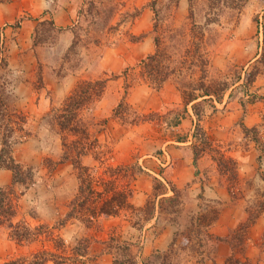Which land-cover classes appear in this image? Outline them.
I'll return each mask as SVG.
<instances>
[{"label": "crops", "instance_id": "crops-1", "mask_svg": "<svg viewBox=\"0 0 264 264\" xmlns=\"http://www.w3.org/2000/svg\"><path fill=\"white\" fill-rule=\"evenodd\" d=\"M165 1L167 9L159 25L155 22L156 9L151 5L154 2V8L157 7L160 0H120L117 14L126 18L118 22L117 15H113L105 26V42L109 36H113L114 42L102 47L96 71L107 80L87 117H91L87 132L99 146L81 157L83 165L95 167L96 153L108 149L116 155L114 149L122 134H128L130 127L140 132L143 149L131 150L135 157L127 164L128 175L116 173L115 169L122 170L125 164L114 158L106 164L116 174L110 178L102 176L103 181L112 180L118 190L126 186L130 189L127 202L136 211L119 209L114 216H97L86 222V208H96L101 202L91 200L82 211L76 210L65 219L78 194L79 181L71 156L61 162V140L71 144L75 136L58 133L55 125H37L36 131L32 128V135L27 133L28 137L10 146L11 157L22 169L31 170V174L46 173L47 180L57 184L56 195L67 194L64 206L55 204L58 209L51 213L55 214L53 224L43 226L56 231L63 249L69 247L59 233L65 229L83 231L81 237L72 238V246L80 239L87 240V254L80 260L83 264H113L108 250L111 238L131 244L137 264L162 255L171 244L176 247L181 224L173 214L177 215L178 207L180 212L188 209L195 214L211 213L206 231L217 241L211 246V258L204 259L202 264H224L232 254L247 264H264V0H246L239 12L226 6L229 12L234 10L233 15L224 22L219 18L211 25L216 34L210 46L213 48L203 50L209 70L204 82L208 84L213 78L218 83L225 82L226 88L217 96L191 90L195 95L192 100L185 97L190 92L186 86L197 84L200 79L194 64H185L157 90L149 85L140 65L141 60L154 53V38L159 37L161 26L166 24L168 30L174 31L193 23L192 0H177L174 7L169 0ZM73 5V0H0L4 59L0 77L10 85L4 101L7 119H0V124L20 117L27 122L23 128L28 129L30 118L37 120L47 112L50 114L55 110L52 107H57L51 105L60 107L79 82L86 79L82 73L64 72L66 69L61 67L77 23ZM49 20L53 26L52 44L34 45L35 30H41L38 24ZM204 23L202 18L198 25L205 28ZM113 26L117 28L114 31ZM187 30L183 37L189 35ZM101 42L100 39L97 43L98 49ZM253 71L257 73L248 83L247 77ZM122 99L136 115L152 118L132 125L121 124L113 110ZM126 126L129 128L124 132ZM86 159L90 164H85ZM37 164L39 170L34 168ZM12 180L11 171L0 169V188L12 185ZM147 203L151 211L142 219L139 214ZM19 211L17 206L15 219L20 216ZM29 218L37 221L40 216ZM21 220L28 222L25 216ZM246 221L244 243L238 252L232 248L233 238L240 223ZM58 222L61 225L52 227ZM41 223L36 226L45 224Z\"/></svg>", "mask_w": 264, "mask_h": 264}, {"label": "trees", "instance_id": "trees-1", "mask_svg": "<svg viewBox=\"0 0 264 264\" xmlns=\"http://www.w3.org/2000/svg\"><path fill=\"white\" fill-rule=\"evenodd\" d=\"M107 1V0H106ZM177 0H169V3L172 7L175 6ZM211 6H218L223 5L224 7L230 6L232 9H236L238 12L245 4L246 0H211ZM103 0H84L82 1V5L86 6V13L90 14L91 11H94V19L90 22V26H97L99 23L101 27L108 24L110 17V13L112 12V6L109 5L108 8L104 7ZM111 2V0L107 1ZM223 3V4H221ZM152 8L154 10V2L152 3ZM209 7V5H208ZM101 14V17L99 15ZM102 14H105L102 16ZM206 19L204 26L212 24L211 22H217V20ZM160 21V19H159ZM156 24L158 23V16L155 18ZM40 26L39 30H35V38L33 40V44H41L42 37L47 30H53L52 22L43 21L38 24ZM89 26V27H90ZM46 28V29H45ZM45 29V30H44ZM97 29V28H96ZM79 28L74 27L72 29L73 39L71 44L63 57V60H67V56L75 54V49L77 44L80 42V35L78 33ZM99 30V29H97ZM96 30V31H97ZM171 32L172 29L170 30ZM179 31V30H178ZM180 37L183 36V31H179ZM184 38V37H183ZM173 39V35H169L167 40L169 43ZM184 39H182L183 41ZM182 43V42H181ZM96 45L95 42H93ZM160 41L157 37L154 38V45L155 50L152 55L147 56L143 60H141V68L143 75L147 79V82L153 89H159L163 82L173 75L175 72H180L182 68H184L185 64H194L193 66L199 67L201 75L200 79L197 82L196 86L192 84H188L187 88L191 89L192 91L200 90L203 95H214L217 96L221 91L226 88L225 82L218 83L215 79L209 81L208 84L204 82V79L207 76V68L206 62L207 60L205 57L200 56L199 52L195 51L194 54L197 56V60H194L192 57L191 51H189L185 47H180V49H175L174 52H168L165 48H159ZM182 48V51H181ZM3 46L0 40V65H4V59L2 55ZM191 55V57H190ZM187 58H189L187 62ZM191 59V60H190ZM261 62L264 63V53L261 54ZM62 69H67V72H75L78 71V64L77 63H70L66 68L64 65L61 66ZM257 72H250L249 76L247 77V82L250 83L255 74ZM40 80V78H39ZM107 79L98 78L96 80H84L79 82L75 90L66 98V100L62 103L59 109L53 110L51 113L53 114V125L56 126L59 133H66L69 135L77 136V139L74 143L67 144L62 139V147H63V155L61 158V162L70 159L71 156V163L75 167L77 171V178L79 181L78 187V194L73 199L70 204V208L68 213L65 216V219H69L73 213L82 211L83 208L88 204V202L92 201H100V204L96 208H86V222H90L92 219H95L97 216H114L118 213L119 209L131 210V206L128 204L127 200L130 195V189H127V186L121 190L117 189V186L114 184L112 180H105L103 181L102 176H106L107 178L113 177L114 174L117 172L121 173L124 172V175L128 171L127 167H120L115 169L116 173L113 171L112 167L107 166L106 162L112 157H108L107 159H103L102 155L105 152L100 151L95 155H100L99 157L95 156V160L98 164L96 167H87L82 164L81 157L84 156L88 150L94 149L95 147L99 146L96 142V139L89 136L87 129L91 121V117L89 119H82L78 117V114L82 111L88 112L90 114L91 108L93 107L94 102L101 96L103 92V88L105 86ZM3 89V84H0V91ZM190 92L186 94L185 98L188 100L195 99V95ZM1 92H0V119L3 117L5 119L7 110L4 108V101L1 99ZM2 111V112H1ZM55 113V114H54ZM113 116L121 122L123 125H132L136 124L140 121H147L152 118V115H147L146 117L136 115L127 104L123 102V99L119 102V104L113 110ZM20 118V117H18ZM20 118L19 120H21ZM10 121V120H8ZM13 124L14 122H10ZM9 122L7 124L2 125L0 124V169H7L11 171L13 175L12 185L0 188V227H9V237L17 243H29L33 240V237H36L37 234L41 232V229L46 230V226L37 225L33 228L27 226V224L21 220L16 224H13L12 221L15 219L17 214V196L15 194L14 185H19L24 188L28 186V184L32 183V174L31 170L29 169H22V167L17 164L13 158L11 157V149L10 146L14 143H17L22 140L20 137H25L26 133H21L22 129L19 128L18 133H20L19 137L16 135L14 136V130L12 125ZM103 123V122H101ZM79 137V138H78ZM81 142V143H79ZM69 153L71 155H69ZM107 154V153H106ZM99 168H103L104 170L99 173ZM100 174V175H98ZM98 175V176H97ZM131 176V173H130ZM30 183V185H31ZM105 194L107 196L105 197ZM132 212L136 210L132 209ZM149 203L145 205L142 210L144 214L142 219H145L150 214ZM214 221V219L212 220ZM210 222H208L209 224ZM207 224V225H208ZM61 223H57V226H52L57 228ZM247 222L241 224L239 227V231H236L234 236V243L233 248L240 252L244 243V230L246 228ZM207 237L216 242L217 239H213L211 236L207 234ZM51 241L55 243V247H61L63 249L62 242L54 237L51 236ZM109 243H114L118 245L117 247H112L109 245V252L113 256V264H137L134 258V255L131 252V244L126 242H120L117 239L111 238ZM108 243V244H109ZM87 240L82 239L79 240L74 247L71 248L70 255H66L62 253L58 255L56 253H49L45 251H38L34 253H26L22 255H18L16 257H11L5 260L2 264H48L51 262L52 264H72L80 262L81 258H83L87 254ZM173 244L169 247L167 252L163 253L160 256L166 257L167 254L172 251ZM127 251L129 253H127ZM122 253L126 258L125 260L120 259L119 253ZM156 257V256H155ZM201 262V260H199ZM224 264H247V261L241 262L239 259H236L232 254Z\"/></svg>", "mask_w": 264, "mask_h": 264}, {"label": "rangeland", "instance_id": "rangeland-1", "mask_svg": "<svg viewBox=\"0 0 264 264\" xmlns=\"http://www.w3.org/2000/svg\"><path fill=\"white\" fill-rule=\"evenodd\" d=\"M82 1L84 0H73L74 3V10L77 13V23H75V27L79 28L78 33L80 35L79 39L80 42L77 44V47L75 49V54L71 57V55H68L65 60H63V55L62 57V65L65 66V68L68 66V64L72 63H77L78 64V71L76 70L75 73L79 72L80 74L82 73V76L85 77V80H96L97 78H104L102 77L101 74L97 73V62L99 59V52L101 51L102 47H109L110 45L113 44L114 39L112 38L113 36H109V40L105 42L104 40V32L105 28L98 24L97 26H90V22L95 18L94 17V11H91L90 14L86 13V6L82 5ZM233 1V0H231ZM211 0H192L193 4V23H189L184 27V29H176L174 32H171L170 28L169 30L166 28V24L164 26L160 27L159 31V37L158 35L157 38L160 41V47L159 48H165L168 50V52H174L175 49H180V47H185L189 51H191L192 57L194 60H197L196 54H194L195 51L199 52V55L202 56L203 50L206 48H210L211 45L214 44V39H215V31L214 27L211 26L215 22H211L212 24L207 25L205 28L201 27L198 25L201 22V19L204 18L205 20L207 19H212V20H222L223 22L230 18L231 15H233V11H228L227 7L220 6H211ZM104 7L108 8L109 5L112 6V12L110 13V17L113 15H117V21L121 22L123 18L125 19L126 16L124 14H117L119 10V4L120 0H111V2L104 1L103 2ZM165 0H160L159 5L155 7L156 9V16H158V23L162 22L161 16H163V13L167 9V5ZM223 4V3H221ZM209 5V7H208ZM105 14H102L104 16ZM129 15V14H128ZM204 15V16H203ZM101 17V14L99 15ZM211 20V21H212ZM197 24H194V23ZM157 23V24H158ZM159 25V24H158ZM90 26V27H89ZM74 28V27H73ZM99 30H97V29ZM46 29V28H45ZM44 29V30H45ZM117 28L113 26V31L116 30ZM185 29H188V36H185L184 38L180 37L179 31L182 30L184 32ZM97 30V31H96ZM179 30V31H178ZM173 31V30H172ZM169 35H173V39L169 43L167 40ZM41 39L43 43H46L48 46L52 44V41L54 40V34L51 30L45 31L43 35H41ZM72 39H73V33H72ZM101 39V46L98 49L97 43ZM182 39H184L182 41ZM93 42L96 43V45L93 44ZM182 42V43H181ZM181 48V51H182ZM213 48V47H211ZM210 48V49H211ZM66 54V53H65ZM206 55V53H205ZM198 61V60H197ZM92 67V68H91ZM185 67V65H184ZM199 73L198 76L200 77L201 72L198 67ZM67 72V69L66 71ZM211 73V72H210ZM209 74V70H207V76ZM214 76V75H212ZM214 78L217 79V77L214 76ZM213 79V78H212ZM211 79V80H212ZM0 84H3V89L1 92V99L5 101V97L9 96L6 91H8V88L10 87L9 82L7 83V80H4V78L1 76L0 77ZM196 86V83H194ZM187 88V86H186ZM188 90H191L187 88ZM51 106H57V107H52L55 109H59L61 107H58V105H51ZM50 106V107H51ZM2 112V111H1ZM55 114V113H54ZM88 112H86V115L83 114V111L78 114L79 118H84L87 119L88 117ZM163 114V113H162ZM3 119V117L1 118ZM7 119V118H5ZM20 118H18L16 121H14L12 127L17 130L19 128L22 129L21 133H26L25 137H28V135H32L31 131L33 130L32 128L35 129L36 131V126L37 125H48L53 128V114L48 113L47 115L43 116L41 119L38 118L37 120H32L31 118L29 119L30 121L28 122L29 128H23L24 125L27 123L25 120L24 121H19ZM40 120V121H39ZM42 121V122H41ZM7 123V122H6ZM36 124V125H35ZM52 124V125H51ZM46 125V126H47ZM127 127V126H126ZM100 128V126H99ZM123 129L124 132L128 129ZM101 129V128H100ZM30 130V132L28 131ZM130 131L128 134L124 133L122 134L121 141L119 145L114 149L116 155H111L110 152L105 150V152L102 155L103 159H107L108 157H112L111 160L115 158L117 160V163H123L125 164V167H127V164L130 162H133V156L134 153H131V150L133 148H142L141 146V140H140V132L133 131L130 127ZM14 136L20 135L16 130H14ZM28 133V135H27ZM51 133V132H50ZM59 133V131H58ZM120 132L118 131L116 133V139L119 136ZM127 136V137H126ZM24 137V138H25ZM23 140V137H20ZM79 138V137H78ZM77 139V136L70 142H73ZM115 139V140H116ZM78 140V139H77ZM81 143V142H79ZM144 145V143H142ZM49 145V143H48ZM47 147V146H46ZM94 156H101L100 155H94ZM135 157V156H134ZM87 160V161H86ZM85 164H90V160L86 159ZM108 160V161H111ZM54 161H57L54 159ZM47 161H45L46 163ZM48 165V163H46ZM98 166V165H96ZM95 166V167H96ZM99 167V166H98ZM34 168L39 170L40 164L34 165ZM103 168H99V172L103 171ZM33 174V179L32 183L28 184L26 188L19 186V185H14L15 188V194L17 196V206H19V212L20 216H18L16 219L12 221L13 224H16L17 222L21 221V217L25 216L28 220V222L24 221L28 227L33 228L36 226L37 223H45L42 225H52L53 224V219L55 214H51L53 212V209L58 207L55 205H61L64 206L67 203L68 198L64 197L67 196V194H63L60 196L59 194L56 195L54 190L55 186L57 184L53 183L52 181L47 180L46 173L43 176L42 173H32ZM99 175V174H98ZM97 175V176H98ZM247 209L249 208V204L247 203ZM176 213L177 215L173 214V218L176 219V222L181 224V233L177 236V245L176 247H173L172 251H170L166 257L163 256H154L155 258H151L150 260H147L145 264H202L204 259H210L211 258V246H213V240L210 239V237H207V231H206V225L208 224L209 220L211 219V213L210 212H202V213H192L188 212V209H185V212H180L181 210L180 207L176 208ZM43 212V214H41ZM47 212L49 215L45 214ZM180 213V214H179ZM40 216V222L39 220L37 221H32L30 220L29 216ZM170 215V214H169ZM140 216H144L139 214ZM52 218V220H51ZM247 222V221H246ZM47 225V226H48ZM241 225V223H240ZM239 225V227H240ZM9 232L10 229L9 227H0V264H2L5 260L11 258V257H16L18 255L22 254H28V253H34L38 251H45V252H51V253H56L58 255H61L62 253L67 254V251L69 250L70 247L75 246V244L72 246V238L75 236L82 235L84 232L78 229H65L63 230L61 236L64 238L66 241V244H68L69 248L64 247L62 249L61 247H55V243L51 241V236H54L58 238L59 236H56L55 230H43L41 229V232L36 235V237H33V240L30 241L29 243H17L14 240H12L9 237ZM209 235V234H208ZM210 236V235H209ZM213 238V237H212ZM60 239V238H58ZM81 240V239H80ZM112 247H117L118 245L114 243H110ZM233 248V247H232ZM70 251V250H69ZM127 253H129L127 251ZM120 259L125 260V256L120 252ZM201 260V262H199ZM136 261V260H135ZM137 263V262H136ZM48 264H52L49 262ZM72 264H75L72 262ZM76 264H83L81 262H77ZM144 264V263H143Z\"/></svg>", "mask_w": 264, "mask_h": 264}]
</instances>
